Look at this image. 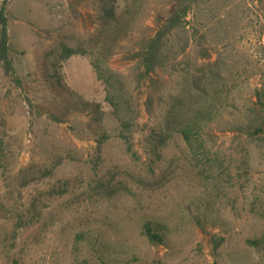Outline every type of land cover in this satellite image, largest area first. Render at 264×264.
<instances>
[{
  "label": "rangeland",
  "instance_id": "1",
  "mask_svg": "<svg viewBox=\"0 0 264 264\" xmlns=\"http://www.w3.org/2000/svg\"><path fill=\"white\" fill-rule=\"evenodd\" d=\"M3 1L14 72L0 65V264H264V145L233 129L264 82V0H198L189 17L192 61L237 52L203 157L178 134L156 151L147 143L176 75L159 69L150 104L131 58L170 0H151L109 60L126 91L123 122L90 57L60 48L94 32V0ZM147 222L162 243L145 237Z\"/></svg>",
  "mask_w": 264,
  "mask_h": 264
},
{
  "label": "trees",
  "instance_id": "2",
  "mask_svg": "<svg viewBox=\"0 0 264 264\" xmlns=\"http://www.w3.org/2000/svg\"><path fill=\"white\" fill-rule=\"evenodd\" d=\"M197 2L170 0L169 6L164 4L154 16L153 27H147L137 42L131 60L136 61L140 71L138 81L142 79L149 85L150 104L161 84L155 78L159 69L172 67L176 75V92L164 101L166 108L160 126L150 131L147 143L156 151L178 134L198 156L203 157L205 129L229 107L233 91V85L230 87L229 83L234 77L237 52L224 46L217 52H195L193 61L189 58L192 52L187 50L197 36L193 26H187L191 25L189 17L194 16ZM150 3L151 0H94L98 15L94 32L85 42L78 40L76 45L63 43L60 47L65 56L82 54L90 57L91 67L105 86L108 100L122 122L123 113L127 112L126 91L120 74L109 67V60L147 16ZM6 11L7 3L3 1L0 7V65L6 75H12L14 63L10 56ZM255 97L245 120L236 123L233 129L261 147L264 145V82L256 90ZM143 234L152 244L164 241L163 229L154 222L144 225Z\"/></svg>",
  "mask_w": 264,
  "mask_h": 264
}]
</instances>
